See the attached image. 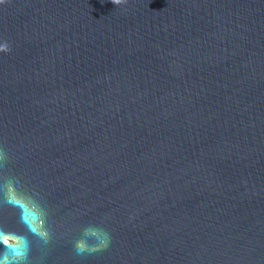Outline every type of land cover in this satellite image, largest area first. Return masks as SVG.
Listing matches in <instances>:
<instances>
[{"label": "water", "instance_id": "water-1", "mask_svg": "<svg viewBox=\"0 0 264 264\" xmlns=\"http://www.w3.org/2000/svg\"><path fill=\"white\" fill-rule=\"evenodd\" d=\"M0 264H264V0H0Z\"/></svg>", "mask_w": 264, "mask_h": 264}, {"label": "clouds", "instance_id": "clouds-1", "mask_svg": "<svg viewBox=\"0 0 264 264\" xmlns=\"http://www.w3.org/2000/svg\"><path fill=\"white\" fill-rule=\"evenodd\" d=\"M102 243H103V241H102Z\"/></svg>", "mask_w": 264, "mask_h": 264}]
</instances>
